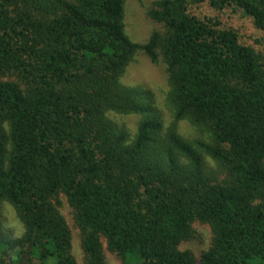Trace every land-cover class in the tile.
Segmentation results:
<instances>
[{
  "label": "trees",
  "instance_id": "1",
  "mask_svg": "<svg viewBox=\"0 0 264 264\" xmlns=\"http://www.w3.org/2000/svg\"><path fill=\"white\" fill-rule=\"evenodd\" d=\"M126 0H0V264H264V54L202 4L264 30V0H155L162 29L126 32ZM166 64L154 94L122 77L137 53ZM110 112L140 114L135 134ZM200 135L189 139L176 123ZM23 223L16 236L3 205ZM210 229L197 257L195 223Z\"/></svg>",
  "mask_w": 264,
  "mask_h": 264
},
{
  "label": "rangeland",
  "instance_id": "2",
  "mask_svg": "<svg viewBox=\"0 0 264 264\" xmlns=\"http://www.w3.org/2000/svg\"><path fill=\"white\" fill-rule=\"evenodd\" d=\"M155 0H126L125 2V27L129 37L138 43L146 42L152 32L156 29H162V25L152 20L148 15V9ZM200 17L218 18L225 27H234L240 34L243 43L252 46L255 50L264 54V30L257 28L252 20L245 16L241 11L228 9L225 11H217L206 4H202L196 8ZM122 82L131 86H142L152 91L154 94V104L159 109L166 127L174 123V117L168 104V92L170 90L168 73L165 62L160 59L153 62L144 52L139 51L135 59L128 65ZM109 116L117 123L126 126L132 134L138 129L141 115L118 114L110 112ZM177 131L186 138L192 139L200 135L199 131L187 120H179L176 123ZM3 221L4 225L11 229L16 236L23 233V223L19 219L15 208L4 203L3 205ZM62 212L66 216L68 222L73 228L74 249L80 264H84V255L81 247L80 234L73 227L71 208L64 200ZM194 228L196 234L194 238L185 243V247L191 248L200 257L201 254L209 246L211 233L210 229L202 223H195ZM107 264H121L119 257L106 251Z\"/></svg>",
  "mask_w": 264,
  "mask_h": 264
}]
</instances>
